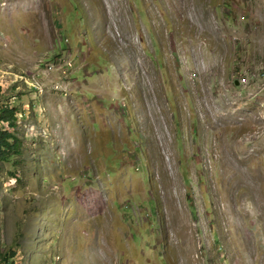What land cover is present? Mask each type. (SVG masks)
Segmentation results:
<instances>
[{
	"label": "rangeland",
	"instance_id": "obj_1",
	"mask_svg": "<svg viewBox=\"0 0 264 264\" xmlns=\"http://www.w3.org/2000/svg\"><path fill=\"white\" fill-rule=\"evenodd\" d=\"M0 87L10 263L264 264V0H0Z\"/></svg>",
	"mask_w": 264,
	"mask_h": 264
},
{
	"label": "trees",
	"instance_id": "obj_2",
	"mask_svg": "<svg viewBox=\"0 0 264 264\" xmlns=\"http://www.w3.org/2000/svg\"><path fill=\"white\" fill-rule=\"evenodd\" d=\"M2 91V88L0 87V92ZM2 118L6 121H9L11 125L16 126L17 121L19 120L18 114L21 113V110L17 107L13 108H5L2 110ZM18 137L16 136V133H8L3 132L0 130V151L1 153L4 151H7L10 147L16 146L18 142ZM3 152V153H4ZM4 158L8 159L7 156H4ZM12 256H15L13 251H0V264H13L10 263V258Z\"/></svg>",
	"mask_w": 264,
	"mask_h": 264
},
{
	"label": "clouds",
	"instance_id": "obj_3",
	"mask_svg": "<svg viewBox=\"0 0 264 264\" xmlns=\"http://www.w3.org/2000/svg\"><path fill=\"white\" fill-rule=\"evenodd\" d=\"M66 40H67V38H66ZM38 76H41V73L40 72H38V75L33 80H31V81L37 80L39 83L42 82L43 76L41 78H38ZM3 79L4 80L7 79L6 78V75H4ZM31 88H33V87H31ZM41 88H42V90H40V89H38V90H40V92H43L44 89H43L42 86H41ZM34 89L37 90L36 88H34ZM4 95H6V93H4L3 96ZM13 107L14 106H12V103H10L9 101L0 100V130L3 131V132L15 133V131H13V129H14V127H17V123H16V126H13V125H11V123L9 121H6L5 119H3L1 117L2 116V113H3V111H2L3 109H5V108H10L11 109ZM18 116L20 118L23 117L22 113H19ZM4 121H5L6 124L3 123ZM34 131H35L34 127L27 126L26 136H27V132H28V135H30V136L32 135L33 137H36V133Z\"/></svg>",
	"mask_w": 264,
	"mask_h": 264
},
{
	"label": "built area",
	"instance_id": "obj_4",
	"mask_svg": "<svg viewBox=\"0 0 264 264\" xmlns=\"http://www.w3.org/2000/svg\"><path fill=\"white\" fill-rule=\"evenodd\" d=\"M67 63L70 65V61H67ZM51 68V67H50ZM246 81V78H243V82Z\"/></svg>",
	"mask_w": 264,
	"mask_h": 264
},
{
	"label": "bare ground",
	"instance_id": "obj_5",
	"mask_svg": "<svg viewBox=\"0 0 264 264\" xmlns=\"http://www.w3.org/2000/svg\"><path fill=\"white\" fill-rule=\"evenodd\" d=\"M36 88V87H35Z\"/></svg>",
	"mask_w": 264,
	"mask_h": 264
}]
</instances>
